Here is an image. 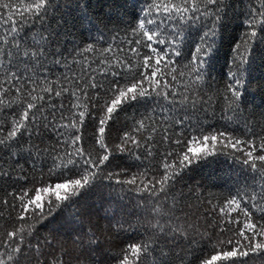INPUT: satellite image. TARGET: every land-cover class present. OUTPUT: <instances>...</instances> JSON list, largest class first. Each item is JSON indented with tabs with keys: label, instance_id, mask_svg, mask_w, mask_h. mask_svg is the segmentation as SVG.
<instances>
[{
	"label": "trees",
	"instance_id": "1",
	"mask_svg": "<svg viewBox=\"0 0 264 264\" xmlns=\"http://www.w3.org/2000/svg\"><path fill=\"white\" fill-rule=\"evenodd\" d=\"M167 2L47 0L36 17L24 11L33 0H0V5H12L10 12L2 14L12 19L0 18V62L7 64L3 53L10 52L14 68L7 77L0 72V81L11 79L16 71L32 75L35 65L41 75L34 78L41 84L47 79L56 90L61 86L68 89L59 98L36 89L32 94L43 97L34 102L37 107L43 105L36 117L30 97L15 90L7 95L0 92V138H6L26 105L33 108L30 121H25L27 130L21 129L14 140L0 145V253L8 255V234L16 233L11 237L12 247L19 246L20 251L12 252L14 264H120L125 255L132 264H202L212 255L232 250L229 240L247 243L237 231L249 220L245 211L251 222L264 223V214L256 210L258 203L264 204V168L258 160L255 168L250 162L264 154L259 148L264 142V17L257 15L264 11V0H222L215 17L197 14L193 18L189 12L185 19L170 18L155 8L149 14L150 5ZM171 2L180 4L181 0ZM147 19L154 23L148 25ZM142 20L146 29L157 31L166 40L164 45L155 39L152 42L157 51L162 48L168 54L164 57L160 52L164 59L159 65L150 48L133 43L145 40ZM13 21L14 34L10 33ZM210 29L212 34L206 36ZM252 31L256 35L246 43ZM238 45L240 55L247 57L243 63ZM198 46L207 52L201 67L203 81H196L185 69ZM174 50L178 55H173ZM25 51L37 55L19 61L16 53L22 58ZM145 56L150 57L147 67ZM154 67L153 82L144 83L151 95L129 101L126 97L107 120L105 153L99 148L98 117H107V105L115 98L109 84L112 71L127 76L121 82L124 87L141 75L151 76ZM84 79L89 84L94 80L104 83L98 90L88 89L97 101L92 112L97 119L86 116L72 131L81 136L80 147L94 158L109 155L108 161L87 173L80 169L82 160L76 167L68 164L70 158L78 159L71 137L57 143L59 134L43 122L47 117L52 123V105L77 104L64 119L57 113L56 128L66 130L62 126L85 108L87 95L71 87L73 81L87 87ZM236 81L239 97L234 106L225 90ZM70 91L81 100L72 97L69 101ZM179 121L182 123L177 125ZM128 134L134 140L125 146L122 141ZM204 135H216L217 140L205 143ZM192 136L197 137L195 141ZM236 140L241 144L234 148ZM250 144L256 149L252 158L247 156L252 151ZM189 147L201 152L194 155ZM167 153L178 155L169 158ZM186 153L190 160L180 165ZM166 161L170 164L167 172ZM84 174L89 175V182L65 201L41 192L46 215L41 216L34 204L24 210L37 190L51 186L54 191L56 184L81 179ZM165 175L169 179L161 185ZM133 179L134 184L128 183ZM24 192L28 195L21 200ZM233 198L239 207L229 203ZM132 245L141 246L138 258L130 252ZM216 264H264V250Z\"/></svg>",
	"mask_w": 264,
	"mask_h": 264
},
{
	"label": "snow or ice",
	"instance_id": "2",
	"mask_svg": "<svg viewBox=\"0 0 264 264\" xmlns=\"http://www.w3.org/2000/svg\"><path fill=\"white\" fill-rule=\"evenodd\" d=\"M222 2V0H181L180 4L177 3H172L171 0L167 3H157V4H152L149 7V14H151L152 9L155 8L157 11L163 10L165 14H167L168 17H173L176 16L179 19H185L186 13L191 12L192 17L195 18L197 14H202L205 17H215L216 14L218 13L219 5ZM47 3V0H33V3L29 4L24 11L25 12H31L33 15L36 17L40 14L41 10L45 7ZM12 5L11 4H3L0 5V18L7 20H11L12 17L10 15L8 16H3L2 14L4 13L5 10H8L9 12L11 11ZM257 15L264 17V11H258ZM253 20H255V17H253ZM147 24L152 25L154 23V20L152 19H147ZM251 23V22H250ZM16 22H12V26L10 28V33H16L17 28L15 26ZM261 24H264V21L261 22ZM255 27V25H252ZM160 25H156V29H159ZM140 29L143 30V37L145 38L144 41H133V43H143L145 47H148L151 49V52L155 54L156 56V65H159L161 60L164 59V57H167V52H164V49L160 48L159 51H157V48L152 46V42L155 39L156 43L159 45H164L166 43V40L163 38H160V34H158L157 31L154 30H149L145 28V21L142 20L140 22ZM212 29H210L209 33L207 35L212 34ZM256 32L252 31L250 34H247V40L250 41L255 37ZM12 40L16 41V37L13 35ZM4 43H8L7 40L4 41ZM18 46V43H17ZM171 46V45H169ZM11 47V45H9ZM160 52H164V57L160 56ZM8 57V63L4 64L3 62H0V72H2L6 77L10 72L14 71L13 68V63L11 60L12 54L10 52L8 53H3ZM207 54L206 50L202 46H198L195 54L192 58V60L185 65V69L188 70L191 75L195 78L196 81H203V75L201 72V67L203 63V57ZM237 54L240 55V46H237ZM17 57L19 58V61H22L23 58H27L29 56H35L37 53L35 52H28L25 51L23 53V57L20 58L19 52L16 53ZM173 55H178L176 50H174ZM246 56L240 55V62L243 63L246 60ZM149 59L150 57L145 56L144 59V64L145 67L148 66L149 64ZM17 67H19V64H17ZM27 69V66L25 67ZM174 71V69L170 70ZM184 73H181L183 75ZM41 73H39L38 69L36 68L35 65H33V73L32 75L24 76L22 75L21 72L16 71L15 76H13L11 79L6 78L3 81H0V92L3 93V95H7V93L12 92L15 90V92L22 93L25 98L30 97V105L34 104V108H36L35 112H32V116L36 117L40 113V107H43L41 105L40 107H37V105L34 103L37 101V99H43L42 96L33 95L32 93L36 91V89H40V91L54 95L55 97L59 98L61 97L65 91L68 89L65 86H61L59 90H56L55 85L49 86V83L47 79L44 80V82L41 84L40 80L38 77L40 76ZM111 75L113 76V79L109 82L110 84V90L113 92L115 95V98L111 100V103L107 105L106 111H107V117H98V132L100 134L99 138V148L103 150L105 153L107 152V147L104 143L103 135L105 133V125L107 123V120L112 119L113 114L117 111L118 106L122 105L125 103V98H128L129 100L136 99L138 97H144L146 95H151V93H148L146 89L144 88V83L147 82L148 84H151L152 78L157 75V69L154 67L151 76H144L141 75L136 82H132L130 84H126L124 87H121V82L127 80V76L124 75L122 76L119 71L113 70ZM16 77H20V79H16ZM172 80L175 81L176 77L173 76ZM157 87H159V82L157 81ZM5 84H7V88H5ZM83 84L86 85L87 87L82 88L81 84L76 83L73 81L72 83V89L80 90V92L84 93L87 95V99L83 100V104L85 105V108L83 111L79 112L78 117H75L74 119L70 120L68 125L62 126L65 131H61L60 128H56L55 121L57 120V113H59V119H64L65 116L64 114L67 113H72L73 108L78 107L77 104L69 103L68 105H52L50 107L49 111V116L52 119V123L49 124L48 118H44V124L46 126L52 127L56 133L59 134L57 143H59L61 140L64 139L66 136H70L72 140V145H73V151L75 153V156L78 157V159H72L70 158L68 160V164H71L73 167H76L77 165L80 164V161H83V166L80 167L82 173H87L92 167H99L100 165L104 164V162L109 160V155L104 154L100 159L94 158V154L87 151L86 149H82L80 147L79 141H81V136L75 134L73 132V129H76L77 123L82 124L84 122V119L86 116L97 119V117L92 116V112L96 110L94 105L97 104V101L93 99V96L88 92V89H100L104 87V83L100 80H94L91 84L88 83V80L84 79ZM239 84V81H236L234 84H230L226 88V92L230 93L228 95V100L231 102L232 105L237 106V100L239 97V91L237 85ZM168 85L165 84L164 88H167ZM139 89V91H138ZM131 93L132 95L129 97L128 94ZM160 93H158L159 95ZM105 95H107V91H105ZM165 97L167 96V93H164ZM72 97H75L77 101L81 100V96L77 95L75 91H70L69 94V101H71ZM0 101H3L0 99ZM51 104V102H49ZM30 105H26V108L23 112V115L20 116V119L15 121L13 123L12 129L7 132L6 138H0V145H5L6 141H11L14 140L18 133H20L21 129H25V121H30L29 117V111L32 110L33 108L30 107ZM91 109V111H89ZM182 123V121L177 122V125ZM140 127H143V124L140 125ZM139 131V129H137ZM221 136H224V133H220ZM164 138L171 139V137L165 136ZM196 136H192L191 140L195 141ZM177 144L179 145L181 143L180 138L177 137ZM211 139L212 141L217 140L216 135H212L209 137L208 135H204L202 138L203 142H207ZM134 136L132 134H128L125 139L122 141L125 146L129 141H133ZM184 143H187V141H184ZM241 144V141L236 140L232 142V147L237 148ZM8 147H12V145H8ZM65 147H67V142L65 141ZM136 147H139V142H136ZM250 148H252V151H249L247 153V156L249 158L253 157V152L256 150L255 146L249 145ZM260 151L264 153V142H262L259 145ZM123 150V149H122ZM181 150H183L181 148ZM188 152L192 154H198L201 152V149L197 147H189ZM169 158H173L174 156H177L178 153H167L166 154ZM190 157L186 153L183 158L179 161L180 165H183L185 162L189 161ZM261 162V168H264V154L256 156L254 159H252L250 162L252 164V167H256V161ZM246 163L249 162L248 160L245 161ZM170 167V164L166 161L164 163V169L165 172H167L168 168ZM55 171V169H53ZM169 177L167 175L164 176L163 180L160 181V184L163 185ZM89 182V175L84 174L82 175L81 179H70L65 183H58L55 185V190L53 191L51 189V186L45 187L41 190L36 191V195L34 199L28 200V203L24 205V210L27 211L29 205L34 204L36 209L40 210V215L44 216L46 213L43 211V204H42V196L41 192L44 193H49L50 195L55 196L56 201H65L69 198V195H75L77 190L82 189L87 183ZM136 181L135 179L128 181V183L134 184ZM155 191V189H153ZM28 195L27 192H24L22 196L20 197L21 200H23V197H26ZM264 199V197H262ZM230 204H236L237 207H239V203L235 198L229 202ZM52 210V205H49L48 212L50 213ZM256 210L260 214H264V204H257L256 205ZM245 217H249L248 222L244 223L243 229H238L237 231L239 232V236L242 238L243 241H246V244H241L240 240H237L235 244H233L232 240L228 241V244H232V250L230 251H224L222 254L217 253L215 255H212L209 260H204L202 261V264H216L217 261L224 259L227 260L231 257H237V256H247L249 252H257L264 250V223H254L251 222V218L249 216V213L247 211L244 212ZM245 230L248 231L249 234H246ZM231 231V229H230ZM17 235L16 233H9V242L7 247H9L11 250L9 251L8 255L5 257L2 253H0V264H14L13 262V255L12 252L18 253L20 251L19 246L12 247V241L11 237ZM22 239V238H21ZM247 249L245 251L244 249ZM130 252L134 257H139L140 252H141V246L139 245H132L130 248ZM120 264H132V262L129 260V256L125 255L123 260L120 262Z\"/></svg>",
	"mask_w": 264,
	"mask_h": 264
}]
</instances>
